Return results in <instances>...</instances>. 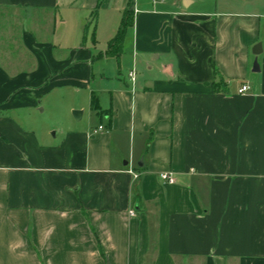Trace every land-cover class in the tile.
<instances>
[{
	"label": "crops",
	"instance_id": "0c3cea01",
	"mask_svg": "<svg viewBox=\"0 0 264 264\" xmlns=\"http://www.w3.org/2000/svg\"><path fill=\"white\" fill-rule=\"evenodd\" d=\"M0 264H264V0H0Z\"/></svg>",
	"mask_w": 264,
	"mask_h": 264
},
{
	"label": "trees",
	"instance_id": "16d2710c",
	"mask_svg": "<svg viewBox=\"0 0 264 264\" xmlns=\"http://www.w3.org/2000/svg\"><path fill=\"white\" fill-rule=\"evenodd\" d=\"M94 14L95 12L93 13V17ZM132 21L133 18L131 12L124 10L118 30L108 42V48L106 50L107 54L116 55L120 52L126 29L132 24ZM92 107L94 110L99 111V107L94 99H92Z\"/></svg>",
	"mask_w": 264,
	"mask_h": 264
},
{
	"label": "built area",
	"instance_id": "2783aa9c",
	"mask_svg": "<svg viewBox=\"0 0 264 264\" xmlns=\"http://www.w3.org/2000/svg\"><path fill=\"white\" fill-rule=\"evenodd\" d=\"M134 72L131 71L129 73V77L133 78ZM248 90V86L247 85H242L239 92H245ZM102 126H99L97 129H94L93 132H96L98 130H101ZM160 178L164 181H172V178L170 177V175L168 173H163L160 175ZM130 215H133V212H130Z\"/></svg>",
	"mask_w": 264,
	"mask_h": 264
},
{
	"label": "water",
	"instance_id": "95a60500",
	"mask_svg": "<svg viewBox=\"0 0 264 264\" xmlns=\"http://www.w3.org/2000/svg\"><path fill=\"white\" fill-rule=\"evenodd\" d=\"M259 47V45L257 46V48ZM254 53L255 54H257L258 52H255V48H254ZM255 65H256V63H255ZM80 111H73L72 112V115H73V117L75 118V119H78L79 117H80Z\"/></svg>",
	"mask_w": 264,
	"mask_h": 264
},
{
	"label": "rangeland",
	"instance_id": "374dc122",
	"mask_svg": "<svg viewBox=\"0 0 264 264\" xmlns=\"http://www.w3.org/2000/svg\"><path fill=\"white\" fill-rule=\"evenodd\" d=\"M50 131H51V132H52V131H54V132H55L56 130H55V128H51V130H50Z\"/></svg>",
	"mask_w": 264,
	"mask_h": 264
}]
</instances>
